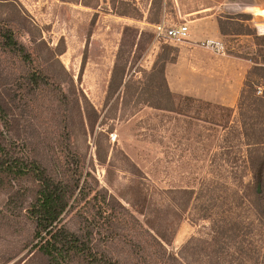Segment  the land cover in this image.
Wrapping results in <instances>:
<instances>
[{
    "label": "rangeland",
    "instance_id": "1",
    "mask_svg": "<svg viewBox=\"0 0 264 264\" xmlns=\"http://www.w3.org/2000/svg\"><path fill=\"white\" fill-rule=\"evenodd\" d=\"M10 2L13 4L9 6L11 9L3 7L0 10V15L6 17L1 23L14 28L17 38L30 48L33 56L37 48L40 56L45 55L44 45L61 52L57 55L59 62L52 65L48 75L56 79L58 85L46 87L47 84L41 81L31 93L27 92V73L19 61L0 52V65H5L0 66V84H8L10 90L5 89V93L13 99L10 101L13 114L9 116L11 136L19 145L29 142V146L23 150L27 159L38 154L48 156V162L55 153L60 155L61 160L70 162L75 155L71 144L80 145L78 167L79 172L83 170L81 183L85 184L89 194L79 207L85 206L89 210L84 213L88 219L92 218L99 205L92 197L96 190L103 191L102 188L133 211L139 199L136 193L138 188L147 194V200L158 202V195L154 193L158 189L190 187L195 190V198L183 213L172 243L166 245L169 251L178 253L188 240L203 234V226L209 224L210 217L243 224L252 222L255 238L262 239L264 228L257 222L254 211L237 199L241 181H250L251 172L244 161L245 148L239 145V137L234 130L239 126L236 102L230 106V123L224 129L209 122L158 111L145 104L134 105L133 101L124 104L117 96L119 89L110 95L108 85L115 64L118 69L124 68L126 78L139 80L140 69L151 68L163 44L177 49L194 48L196 57L207 61H216L219 54L253 56V37L236 33L250 30L264 35V0H162L160 8L152 7L149 0H130L125 4L117 0ZM253 6L256 7L252 9L253 12H244ZM120 10H125L128 16L116 14ZM1 16L0 20L3 18ZM148 17L154 18L155 22H149ZM196 18L220 21L226 32L219 36L224 45L223 53H216L202 45L206 39H199L190 46L186 44L188 36L185 40L173 42L163 34L156 35V24H162L165 28L183 23L188 26ZM125 26H130L132 30L123 37ZM197 31L201 32L199 29ZM35 64L43 66L39 58H35ZM248 64L249 68L252 64L250 60ZM227 74L223 75L224 79L221 77L219 90L222 88L225 91V87H228L226 84L230 85L232 77L235 79L231 73ZM58 86L65 92L69 87L74 95L62 96ZM83 95L98 111L100 118L103 115L115 116V119L107 118V123L102 126L103 130L112 128L107 137L100 138V152L106 156L105 163L99 162L96 157L95 133L90 136L86 129V142L80 135L67 136L77 120L73 98L78 96L82 102ZM222 95L231 98L228 92ZM193 108L191 114H196L197 105H193ZM207 112L220 120L229 117L230 113L215 108H209ZM18 120L25 127L23 131L16 129ZM66 124L67 129L64 130ZM100 129L97 126L95 130ZM46 136L47 148L43 151L36 147V140L40 137L44 140ZM107 142L111 145L109 149L106 148ZM123 156L136 165V170ZM222 158L228 161L222 162ZM20 184L28 185L25 181ZM15 189H19V186H15ZM76 210L74 208L63 217L64 224L72 228L78 225L76 223L81 218L76 215ZM137 217L143 219L135 214L130 222L133 223ZM22 226V223L18 226L19 234L15 237L0 233V264H13L30 248L29 231ZM127 234L130 233L124 232L121 236L124 241L131 236ZM257 243L258 250L263 252L262 242ZM201 246L202 251L208 250L205 249L206 242H202ZM118 247L119 244L116 249ZM257 257L262 260L261 254ZM5 260L9 261L3 263Z\"/></svg>",
    "mask_w": 264,
    "mask_h": 264
},
{
    "label": "trees",
    "instance_id": "2",
    "mask_svg": "<svg viewBox=\"0 0 264 264\" xmlns=\"http://www.w3.org/2000/svg\"><path fill=\"white\" fill-rule=\"evenodd\" d=\"M161 1L152 0V7L160 8ZM117 2L125 4L130 3V0ZM9 6H13L10 0H0V10L3 7L9 10ZM116 14L128 16L125 10L116 11ZM1 17L0 52L16 58L26 71L27 92L31 93L41 81L47 84L46 87H56L57 80L48 75L52 65L59 62L57 55L61 52L43 43L45 55L40 56L37 48L33 56L30 48L17 38L14 28L1 23L6 17ZM148 21L155 22L154 18L149 17ZM218 28L220 33H226L219 20ZM129 30H132L130 26L123 28V37ZM236 34L251 35L255 43L253 56L239 55L252 63L246 70L236 101L239 126L234 128L239 137V145L245 148L244 161L250 169L251 180L245 183L241 181L237 199L254 211L257 222L264 228V35L250 30ZM177 53V48L163 44L151 68L140 69L139 80L126 78L124 68L118 69L115 64L108 94L119 89L117 96L124 104L133 101L134 105L145 104L158 111L227 128L232 111L229 106L170 90L165 65L174 62ZM35 58H39L43 66L36 65ZM0 66L5 65L2 63ZM7 85L5 82L0 84V233L6 237H15L22 223V227L29 231L31 244L13 264H264V230L262 239L255 238L252 222L243 224L210 217L209 224L203 226V234L188 240L178 253L167 249L166 245L172 243L183 213L195 198V190L190 187L158 189L154 192L158 195V202L147 200V194L138 188L136 193L139 199L133 211H129L102 188L103 191L96 190L92 197L99 205L92 218L88 219L84 213L89 210L85 206L79 207L89 194L85 184L81 183L83 170L79 172L78 167L77 152H80V145L71 144L70 148L75 149V155L68 163L65 159L61 160L57 153L51 154L53 156L49 162L48 156L38 154L27 159L23 150L29 146V142L19 145L11 136L9 116L13 114L10 102L13 99L5 93V89L10 90ZM58 87L62 96L74 95L69 87L67 92L61 86ZM83 97L82 102L78 96L73 98L77 120L67 136L80 135L86 142V129L90 136L95 133L96 157L99 162L105 163L106 156L100 152V138L107 137L112 128L103 130L102 126L107 123V118L115 119V116L103 115L100 118L94 106ZM193 105H197L196 114H191ZM209 108L230 112L229 117L223 120L211 117L212 113L207 112ZM16 124L18 132L25 129L20 120ZM67 126L64 125L63 129H67ZM97 126L101 127L98 131L95 130ZM47 137L36 140V147L44 151L47 148ZM110 146V142H107L106 148ZM123 158L136 170V165L127 156ZM226 161L227 158H222V162ZM21 181L28 185L22 186ZM17 185L19 189H15ZM121 197L126 199L125 196ZM17 198L20 199L17 201ZM74 208H77L75 213L81 219L72 228L63 223V217ZM135 214L141 215L143 219L137 217L131 223L130 219ZM124 232L131 235L127 241L121 238ZM258 241L262 242L263 252L258 250ZM202 242H206L205 249L208 250L202 251ZM258 254L262 255L261 261L258 260Z\"/></svg>",
    "mask_w": 264,
    "mask_h": 264
},
{
    "label": "crops",
    "instance_id": "3",
    "mask_svg": "<svg viewBox=\"0 0 264 264\" xmlns=\"http://www.w3.org/2000/svg\"><path fill=\"white\" fill-rule=\"evenodd\" d=\"M138 1V0H136ZM151 0H149V3ZM256 7L246 8L247 12L252 11ZM251 9V10H250ZM253 12V11H252ZM197 29L201 30L199 33ZM220 31L216 19L196 18L188 25V41L186 44L194 45L199 39L219 40ZM239 36H243L240 35ZM244 36H248L244 34ZM194 48L182 47L178 49L177 57L174 62H168L165 65V76L168 86L175 93L187 94L213 102H217L226 106H232L239 95V91L243 84L244 76L248 68V59L231 54L217 55L216 61L210 59L201 60L196 57ZM212 58V57H210ZM231 73L235 76L226 90H219L218 83L224 77L223 75ZM228 75V74H227ZM222 77V78H221ZM229 80V77L226 76ZM224 92H228L231 98L225 97ZM218 96V97H217ZM220 96V97H219Z\"/></svg>",
    "mask_w": 264,
    "mask_h": 264
},
{
    "label": "built area",
    "instance_id": "4",
    "mask_svg": "<svg viewBox=\"0 0 264 264\" xmlns=\"http://www.w3.org/2000/svg\"><path fill=\"white\" fill-rule=\"evenodd\" d=\"M155 29L157 36L163 34L173 42H180L185 40L188 36V26L185 23L169 26L167 28L162 24H156ZM203 44L216 53L224 52V45L221 41L206 39L205 42H202V45Z\"/></svg>",
    "mask_w": 264,
    "mask_h": 264
},
{
    "label": "water",
    "instance_id": "5",
    "mask_svg": "<svg viewBox=\"0 0 264 264\" xmlns=\"http://www.w3.org/2000/svg\"><path fill=\"white\" fill-rule=\"evenodd\" d=\"M259 189V188H258Z\"/></svg>",
    "mask_w": 264,
    "mask_h": 264
}]
</instances>
